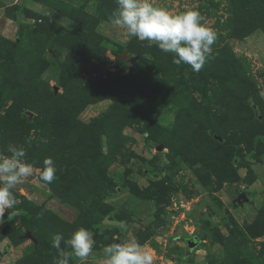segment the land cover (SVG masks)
<instances>
[{
    "label": "rangeland",
    "instance_id": "obj_1",
    "mask_svg": "<svg viewBox=\"0 0 264 264\" xmlns=\"http://www.w3.org/2000/svg\"><path fill=\"white\" fill-rule=\"evenodd\" d=\"M155 2L217 32L199 72L113 27L116 0H0V154L21 146L34 168L0 222V264H54V234L80 227L87 264L131 238L154 264H264V0ZM123 53L139 55L131 73Z\"/></svg>",
    "mask_w": 264,
    "mask_h": 264
},
{
    "label": "clouds",
    "instance_id": "obj_2",
    "mask_svg": "<svg viewBox=\"0 0 264 264\" xmlns=\"http://www.w3.org/2000/svg\"><path fill=\"white\" fill-rule=\"evenodd\" d=\"M116 5L109 18L111 25L126 30L129 37L147 41L150 46L154 43L162 52L172 53L175 65H188L193 72H199L212 56L217 32L203 22L198 9L174 12L155 0H116ZM7 152L9 155L0 154V222H3L5 212L18 204L14 190L34 175L23 147L9 143ZM56 173L53 158L45 157L39 172L40 180L51 184ZM116 227L123 232L128 226L119 221ZM94 243L93 234L85 227L74 230L68 238L61 233L54 234L52 246L58 253L54 264H70L73 257L81 264H87L94 252ZM104 253L105 264H154L153 255L135 238L112 243L104 248Z\"/></svg>",
    "mask_w": 264,
    "mask_h": 264
},
{
    "label": "water",
    "instance_id": "obj_3",
    "mask_svg": "<svg viewBox=\"0 0 264 264\" xmlns=\"http://www.w3.org/2000/svg\"><path fill=\"white\" fill-rule=\"evenodd\" d=\"M139 55H133L130 53H123L119 55L120 60H122L123 62L126 63V67L124 68L125 71H127L128 73H131L132 71L135 70V68L137 67V59H138ZM220 139V138H218ZM246 197L243 194H240V196L238 197V201L241 199H245ZM197 238H193L189 241L190 245H195L197 243ZM122 242V241H119Z\"/></svg>",
    "mask_w": 264,
    "mask_h": 264
},
{
    "label": "trees",
    "instance_id": "obj_4",
    "mask_svg": "<svg viewBox=\"0 0 264 264\" xmlns=\"http://www.w3.org/2000/svg\"><path fill=\"white\" fill-rule=\"evenodd\" d=\"M124 66H125V65H124ZM110 83H111L112 89H113L118 95L123 96V97L126 99V102H125V103L116 100V101H115V104H118L119 106H122V107H129V104L131 103V99H130V97H129L127 94H124V93H122V92H119V91H117V90L114 88V83H113V79H112V78H110ZM251 101H252V100H251ZM252 102H253V101H252ZM255 109H256V108H255ZM209 162H210V163L217 164V165H218V164L221 165V162H219V161L216 160V159H209ZM149 189H151V188H149ZM149 189H148L147 191H150Z\"/></svg>",
    "mask_w": 264,
    "mask_h": 264
},
{
    "label": "crops",
    "instance_id": "obj_5",
    "mask_svg": "<svg viewBox=\"0 0 264 264\" xmlns=\"http://www.w3.org/2000/svg\"><path fill=\"white\" fill-rule=\"evenodd\" d=\"M17 3H18V2H17ZM23 5H24V4H23ZM32 5H33V3H31L30 6H28V5L26 4L27 7H29V8L32 9V10H34V8H33ZM26 6H25V7H26ZM29 8H28V9H29Z\"/></svg>",
    "mask_w": 264,
    "mask_h": 264
}]
</instances>
